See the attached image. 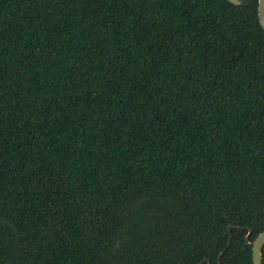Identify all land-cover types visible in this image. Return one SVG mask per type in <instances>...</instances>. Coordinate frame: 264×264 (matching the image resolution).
I'll list each match as a JSON object with an SVG mask.
<instances>
[{
	"label": "trees",
	"instance_id": "trees-1",
	"mask_svg": "<svg viewBox=\"0 0 264 264\" xmlns=\"http://www.w3.org/2000/svg\"><path fill=\"white\" fill-rule=\"evenodd\" d=\"M239 1L0 0V264H252L264 31Z\"/></svg>",
	"mask_w": 264,
	"mask_h": 264
},
{
	"label": "water",
	"instance_id": "water-1",
	"mask_svg": "<svg viewBox=\"0 0 264 264\" xmlns=\"http://www.w3.org/2000/svg\"><path fill=\"white\" fill-rule=\"evenodd\" d=\"M227 1L233 5H240L239 0H227ZM257 17H258L259 24L264 31V0H258V2H257ZM245 229L248 230V232L245 235V243H246V245L251 247L252 264H262L261 254H262V248L264 246V231L259 233L257 235V237L252 242H249L248 239H249L250 235L252 234V229H250V228H245ZM230 230H231V227L229 226L228 227L229 235H228L227 247L229 246L230 239H231ZM221 255H222V253H220L219 257ZM207 264H209V261H207ZM218 264H220V262H218Z\"/></svg>",
	"mask_w": 264,
	"mask_h": 264
}]
</instances>
